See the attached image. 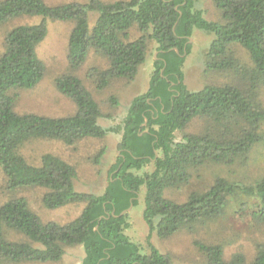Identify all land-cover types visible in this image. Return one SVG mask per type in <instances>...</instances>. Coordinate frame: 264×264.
<instances>
[{"label": "trees", "instance_id": "trees-1", "mask_svg": "<svg viewBox=\"0 0 264 264\" xmlns=\"http://www.w3.org/2000/svg\"><path fill=\"white\" fill-rule=\"evenodd\" d=\"M213 2L221 20L206 19L195 0H81L56 5L45 0H0V26L36 19L12 27L0 54V168L6 176L0 189V264L59 262L67 248L79 245L85 252L82 264H175L170 254L152 244V234L164 240L184 228L194 231L223 216L240 194L256 199L253 214L264 222V176L251 185L219 176L185 202L164 193L187 184L193 170L207 163L245 162L264 141V0ZM51 21L73 23L69 69L57 78L56 87L76 110L58 117L18 112L20 92L34 89L45 77L38 46ZM134 26L142 34L131 39ZM194 29L214 35L205 53L206 69L232 73L234 82L187 88L183 66L192 50ZM151 40L158 55L148 90L132 99L122 125L102 126L99 120L106 115L77 72L94 51L108 62L105 68L90 67L86 72L99 90L116 81H133L147 60ZM233 44L249 52L252 67L234 56ZM110 103L117 106L119 101L111 96ZM197 117L205 120L204 130L187 132ZM109 132H122V139L102 194L78 191L77 166L62 157L47 152L31 162L22 151L36 141L72 146L104 139ZM104 154L101 149L95 162ZM149 164L151 170L146 169ZM143 187L148 253L126 234L131 223L129 214H122L138 203ZM24 189H42L41 203L48 209L78 203L84 208L69 222H45L19 193ZM194 243L202 253L200 264H247L241 252L226 259L222 243ZM252 264H264V242Z\"/></svg>", "mask_w": 264, "mask_h": 264}, {"label": "rangeland", "instance_id": "rangeland-1", "mask_svg": "<svg viewBox=\"0 0 264 264\" xmlns=\"http://www.w3.org/2000/svg\"><path fill=\"white\" fill-rule=\"evenodd\" d=\"M48 4L56 5L81 0H45ZM112 1V0H106ZM195 7L203 12L208 20H221V13L213 0H195ZM91 17V23L94 22ZM36 19H17L0 26V54L4 49L6 33L14 26L23 23L35 22ZM73 28L72 22L51 21L46 38L38 46V54L46 66L43 80L31 90L20 92L16 104L18 112H35L47 116H67L75 112L76 106L69 98L60 93L56 87V80L68 72V41ZM142 33L134 26L130 31V38L135 39ZM214 35L194 29L189 40L192 45L191 53L186 56L183 66L184 82L189 90H199L207 84H224L235 81V76L229 72L210 71L205 67L206 51ZM234 56L243 64L252 67L253 61L249 52L240 44L231 46ZM157 44L149 42L146 62L141 66L137 77L133 81H116L108 87L99 90L96 84L86 77L90 67L105 68L108 62L105 58L91 51L85 66L77 72L95 99L100 103L106 116L99 120L104 127L122 125L132 99L149 88L150 79L154 72V61L157 58ZM116 96L119 104L110 103V97ZM264 103V89L261 92ZM109 115V116H107ZM205 120L197 117L191 121L186 131L191 133L202 132ZM264 131V127H263ZM179 137V134H178ZM122 139V132H109L104 139H88L75 145L67 146L58 141H36L23 148V153L31 161L36 162L44 153L56 154L68 162L75 164L78 169V178L75 187L78 191L102 194L111 177L112 166L120 155L118 145ZM105 149V154L99 163L95 162V155ZM153 164L147 165L151 170ZM142 173V172H139ZM219 176L244 185H251L264 176V141L257 144L243 163L233 165H217L207 163L193 170L191 180L182 186L169 188L165 197L177 202H185L194 191L207 190ZM6 185V176L0 168V189ZM42 189H24L20 194L27 197L30 207L45 221L69 222L78 217L84 204H69L57 209H48L41 203ZM145 188L138 196V203L127 212L130 226L126 234L138 243L142 251L149 252L147 236L149 228L143 218L145 208ZM6 195V194H5ZM242 201L244 203H242ZM256 199L247 198L240 194L228 206L223 216L199 225L194 231L186 228L168 239H160L156 233L152 234L151 242L161 252L172 256L175 264H200L202 253L195 246V241L218 242L225 248V258L229 259L234 253L245 255L247 264H252L259 244L264 242V222L255 218L253 211L256 208ZM85 256L83 246H73L66 250V254L59 262L23 264H82Z\"/></svg>", "mask_w": 264, "mask_h": 264}, {"label": "water", "instance_id": "water-1", "mask_svg": "<svg viewBox=\"0 0 264 264\" xmlns=\"http://www.w3.org/2000/svg\"><path fill=\"white\" fill-rule=\"evenodd\" d=\"M190 39H191V38H190ZM132 207H133V203H132L131 206H130L127 210H125L122 214L127 213Z\"/></svg>", "mask_w": 264, "mask_h": 264}]
</instances>
